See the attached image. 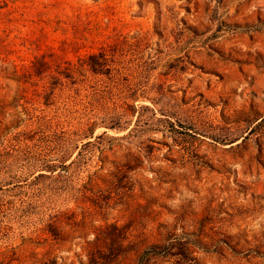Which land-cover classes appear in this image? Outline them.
Returning a JSON list of instances; mask_svg holds the SVG:
<instances>
[{"label":"rangeland","instance_id":"374dc122","mask_svg":"<svg viewBox=\"0 0 264 264\" xmlns=\"http://www.w3.org/2000/svg\"><path fill=\"white\" fill-rule=\"evenodd\" d=\"M186 233L264 264V0H0V264Z\"/></svg>","mask_w":264,"mask_h":264},{"label":"trees","instance_id":"16d2710c","mask_svg":"<svg viewBox=\"0 0 264 264\" xmlns=\"http://www.w3.org/2000/svg\"><path fill=\"white\" fill-rule=\"evenodd\" d=\"M64 167V166H63ZM194 234L176 235L171 234L168 238L159 244L148 245L139 255L137 264H155L157 258L161 259H175L183 264H197L194 257V248L199 250L207 249L202 247L198 239H193ZM94 264L98 262L93 259Z\"/></svg>","mask_w":264,"mask_h":264}]
</instances>
